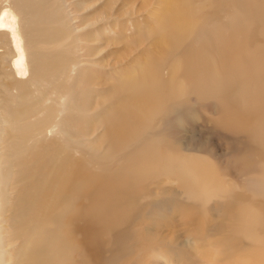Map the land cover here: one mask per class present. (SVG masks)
<instances>
[{
	"label": "rangeland",
	"instance_id": "374dc122",
	"mask_svg": "<svg viewBox=\"0 0 264 264\" xmlns=\"http://www.w3.org/2000/svg\"><path fill=\"white\" fill-rule=\"evenodd\" d=\"M193 1L201 2L204 9L197 17L187 19V48L175 61L178 84L173 93L180 103L168 102L156 114L143 113L139 125L131 130L133 116L129 122L121 120L115 125L116 118L122 114L124 119L132 113L130 107L135 100L139 104L143 91L136 70L140 69V63L146 64L145 73L155 71V63L147 58L146 54L151 52H147V45L134 49L130 41L140 40L141 30L146 26L158 28L150 19L157 0H28L32 13L43 20L46 50L70 53L76 49V53L69 54L74 64L66 61L68 69L62 76L54 77L40 97L46 103L26 115L22 128L35 131L40 123H47L49 118L44 115L46 109L52 111L50 105L46 108L50 102L59 110L76 111L79 107L83 113L79 126L75 124L79 128L74 135L82 134V137L76 141L69 135L65 146L73 153L80 169L84 170L85 165V172L95 173L87 166L84 153L102 152L103 143L110 137L113 140L119 137L114 141L118 152L123 146L131 147L130 150L137 148L155 133L162 136L160 142H155L157 146L161 143V157L157 158L174 164L172 172L162 165L156 170V166L153 170L156 183L138 189L139 206L121 215L114 199L121 198L124 186H114L116 196L110 202L113 208L105 215L127 216V219L110 225L102 223L97 219L99 213H94L89 235L94 249L92 264H264V60L258 56V45L264 43V0ZM256 9L261 10V16ZM232 45L233 57L229 54ZM164 48V44H159L160 52ZM213 48L221 58L213 59ZM239 51L241 59L237 55ZM158 55L159 52L157 58ZM205 65L214 77L206 78L209 89L204 86L201 91ZM198 74L201 78L193 91L190 83ZM82 76L90 79L87 90L82 87ZM31 83L29 102L34 95H39L40 88L47 87L44 81L42 85ZM181 83L182 91L179 90ZM116 87H120L119 91ZM158 87L156 95L161 96L162 90ZM223 90L218 97V92ZM154 93L153 98L159 99ZM113 94L117 97L111 101ZM105 100L110 105H102ZM155 115L159 116L157 120ZM64 117L57 112L55 123ZM6 125L0 109V145ZM105 127L113 130L101 142ZM117 130L119 135L113 137ZM40 139L36 134L34 140ZM81 143L88 146L82 149ZM102 158L100 153L93 160L100 164L105 161L102 164L105 169L115 172L121 156ZM182 165L205 172L211 194L206 195L193 186L181 173ZM19 170L18 166L13 168L0 185L5 198L15 196L16 190L12 187ZM180 191L190 197L183 201ZM150 192L157 196L153 202L145 197ZM7 216L6 206L0 218V264H16L21 250L18 243L7 247ZM129 236H135L134 240L130 241ZM112 242L119 246L111 250L108 245ZM8 257L13 259L9 261Z\"/></svg>",
	"mask_w": 264,
	"mask_h": 264
},
{
	"label": "bare ground",
	"instance_id": "6f19581e",
	"mask_svg": "<svg viewBox=\"0 0 264 264\" xmlns=\"http://www.w3.org/2000/svg\"><path fill=\"white\" fill-rule=\"evenodd\" d=\"M240 1L246 3L244 0ZM251 8L255 9V5H252ZM203 9L201 2L197 3L193 0H157L156 8L151 13L150 19L156 22L158 28L146 26L141 30L140 40H134V38L130 41V45L132 44L134 49L140 48L142 45L148 46L147 52H149L148 50L151 52L146 55L149 60L153 59L155 71L149 70L148 73H145L146 64L144 66L140 63V69L136 70L139 77V87L143 91L139 98V104L135 100L130 107L132 113H128L124 119L122 114H119L115 125L121 120L128 121L133 116V120L130 119L133 123L131 127L129 125L133 130L139 125L143 113L156 114L161 110V106L168 102L180 103L178 96L173 93V89L178 84V64L175 61L187 48L188 40L186 37L189 28L187 19L190 21L197 17ZM256 12L259 16L262 15L261 10L256 9ZM42 23V18L32 13L28 0H0V98L2 99L0 109L7 124L5 137L0 145V185L9 172L13 171V168L20 167L12 187L16 190L15 196L8 199L0 192V218L3 217L4 208L7 206V247L18 243L21 250L20 258L16 264H92L90 261L94 255V249L89 235L90 225L94 221V213L98 212L97 219L110 225H117L127 219V216L109 218L105 215L107 211L113 208L110 202L116 196L113 192L114 186H124L121 198L114 199L116 210L121 215L139 206L138 189L156 183L153 174L156 166V170L159 165H162L169 172H172L174 164L157 158L161 157V143L157 146L155 142L161 141L160 133L153 134L133 150H130L131 147L123 146V149L118 152L116 151L117 145L114 143L119 138L117 136L118 138L115 140L111 137V141L108 140L112 144L103 143L105 149L102 152L84 153L87 160L85 161L89 163L87 166L91 167L95 173L85 172V165L84 170L80 169L78 162L73 160V153L68 151L65 146V140L69 135L76 141L82 137V134L74 135L78 132L79 127L77 128L76 125L79 126L78 122L83 113V109L80 110L79 107L76 111H71L68 108L59 110L55 108L53 102H50L46 108L50 105L52 111L46 109V115H44V117L48 116L49 118L47 123L44 125L40 123L35 131L22 128L26 115L34 108L40 107L42 103L43 105L46 103L45 101L42 102L40 97L43 91L49 89L52 79L57 75L62 76V73L68 69L69 65L66 64V61L74 64V60H70L69 54L76 53V49L70 53L63 50L57 52L46 50L43 42ZM241 24L243 25L242 20ZM249 31L250 28L248 27L246 29L247 35ZM159 44L165 45L163 52L159 51ZM258 47V56L264 60V43H260ZM145 50L143 51L146 52ZM216 51L217 49L213 48L211 54L213 59L217 60L221 56ZM229 54L233 57V45ZM237 55L240 57V51L237 52ZM207 68L208 66L205 65L202 71L205 81L200 84L201 91H204V86L209 89L206 78L214 77ZM54 70L58 73H55ZM43 74H46L49 79L47 77L43 79ZM199 77L201 78V75H196L194 81L190 83L193 91L196 89L195 83L199 81ZM89 80L82 76L83 89L90 86ZM43 81L47 87L40 88L39 95H34L32 102H29L30 90L28 85L30 83L42 85ZM159 85L162 90L161 96L156 95L159 90V87L156 88V86ZM119 88L116 87L118 91ZM183 88V83H181L179 90L182 91ZM225 89H227L226 85ZM224 90L218 92V97L222 96ZM153 91H155L154 96L160 100L153 98ZM115 94L111 96V101L113 97H117ZM87 99L90 102L89 98ZM118 99L120 100V98ZM107 103L108 100H105L102 105ZM136 109L138 110L135 111ZM57 112L65 117L55 123ZM84 115L85 113L82 116ZM153 117L154 120L159 118L158 115ZM41 119H43V114ZM47 126L51 127V130ZM113 128L111 130L107 127L105 130L102 128L103 132H100L102 141L99 140L103 142L109 138L108 134H111ZM81 130L83 131L80 126ZM35 133L41 137L40 140H34ZM139 133H142V130ZM116 135H119L118 130L112 136L115 137ZM85 136L87 137V133ZM132 137L137 138L138 136L133 135ZM100 141L98 143H101ZM81 145L82 149L88 146V144L83 145L82 143ZM100 153L103 155L102 160L115 159L117 155L121 156L120 160H117L115 172L112 173L110 169H105L106 166L102 165L105 161L100 164L93 160L94 156ZM21 168L25 170L21 171ZM180 171L197 189L206 195L211 194L209 184L205 179V172L199 173L197 170L184 165L180 166ZM181 184L184 185V182L181 181ZM178 194L183 201L190 197L183 191ZM145 197L150 198L153 202L157 196L150 192ZM137 217L140 216L137 215ZM97 226L101 227L100 224ZM134 238L135 236H129L130 241ZM108 246L113 250L119 244L112 242ZM12 259V257H8L9 261Z\"/></svg>",
	"mask_w": 264,
	"mask_h": 264
}]
</instances>
